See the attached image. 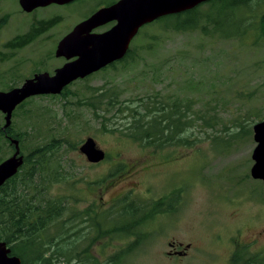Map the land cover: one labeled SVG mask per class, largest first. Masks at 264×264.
Masks as SVG:
<instances>
[{"label": "rangeland", "instance_id": "374dc122", "mask_svg": "<svg viewBox=\"0 0 264 264\" xmlns=\"http://www.w3.org/2000/svg\"><path fill=\"white\" fill-rule=\"evenodd\" d=\"M97 2L78 0L26 11L20 0H0V90L20 86L35 73L53 74L64 62L56 56L59 41ZM207 7L202 4L201 13ZM206 13L213 19L224 17L228 32L246 26L248 33L223 37ZM206 13L196 16V27L190 30L165 29L161 21L148 25L137 37L133 62L75 80L69 95L30 97L13 115L14 128L29 131L24 153L66 138L51 155V164L67 181L57 183L49 196L65 198L69 207L49 230L75 229L74 236L81 237L77 255L85 256L86 264H230L241 246L249 254H264V181L251 176L257 146L253 126L264 119V0H252L227 16L216 7ZM55 16L57 23L25 46L6 45ZM156 92L160 99L179 98L189 108L193 123L184 133L187 145L146 148L104 130V123L111 124L107 117L121 103L125 108ZM110 96L112 107L106 104ZM91 100L113 109L98 116L88 105ZM241 123L246 131L228 140L241 131ZM4 124L0 112V127ZM89 136L106 152L100 162H90L79 149ZM3 149L4 157L13 154ZM161 199L169 213L155 215L133 234L114 229L145 217L141 207L154 209ZM131 203L141 208L136 215ZM173 242L187 253L169 254Z\"/></svg>", "mask_w": 264, "mask_h": 264}, {"label": "trees", "instance_id": "16d2710c", "mask_svg": "<svg viewBox=\"0 0 264 264\" xmlns=\"http://www.w3.org/2000/svg\"><path fill=\"white\" fill-rule=\"evenodd\" d=\"M252 0H210L206 3L209 7L202 12L201 6L205 2L179 13L171 14L165 19L172 20V28L176 31L194 29L197 24L196 16L201 14L203 16L208 10L218 8V13L227 16L230 11L237 8L249 6ZM236 8V9H235ZM210 18V14L206 13ZM223 19L224 21H221ZM210 20L214 23L216 32L223 37L231 36H245L248 33L247 27L239 28L235 31L228 32L223 29L227 20L224 17L220 19ZM58 20H46L38 23L33 29L24 35H19L6 45L11 49L23 47L30 43L38 34L44 30L49 29L57 23ZM206 31V30H204ZM264 35V31H263ZM125 62L127 60H124ZM128 64H123L125 67ZM113 67V66H112ZM69 86L58 95L50 96H66L71 92ZM13 85L9 87L12 88ZM45 96V95H40ZM102 98L105 92L101 94ZM100 96V97H101ZM160 92L150 93L142 97L135 98L130 105L123 108V103L116 109L111 117H107V121L111 122L110 127L104 123V130L107 132H118L133 141L141 143L146 148H166L167 146L187 145L188 136L184 133L188 128H191L193 119L189 117V108H183L180 104L179 98L160 99ZM29 98L22 102L13 112L15 116L17 111L23 109ZM118 101V100H117ZM113 98L110 96L107 103L101 101V104H96L94 101H88V105H92L96 115L104 116L105 113L111 112L113 108H106L107 105L113 106ZM104 104V108L102 106ZM132 105V106H131ZM191 110V108H190ZM261 118V116H254ZM116 118V120H113ZM14 123L4 130L0 127V135L2 142L0 143V162L4 157L5 150L3 147H8L11 151H15L14 144L11 143L10 138L19 140L20 148L23 147V142L26 134L25 131H18L14 128ZM241 131L229 135L228 140L237 136L239 133L246 131L245 124L241 123ZM250 130L248 129V132ZM66 141V138H54L50 142L43 145H37L26 153L22 148L21 154L24 156V162L19 168V171L7 180L0 187V240L7 243L11 249V254L17 255L21 259V264H86L85 256L77 255L76 243L78 239L74 236L75 229L63 228L54 231L49 229L59 219H64L65 212L68 209L69 201L65 198L50 197L51 188L55 187L57 183L65 182L67 179L63 173L54 164H51L52 154L57 153ZM192 145V143H190ZM69 147L75 149L77 144H69ZM48 155V156H46ZM67 181V180H66ZM69 182V181H68ZM163 199L156 201L154 209L141 207L146 211L142 214L143 218L134 220L132 223H126L120 229L125 230L124 234H133L132 230L136 226H142L146 221L152 220L155 215L160 213H169L167 207H162ZM140 207L133 205L131 212L136 215ZM140 208V211H141ZM148 211V212H147ZM145 219V221H143ZM143 221V223H142ZM140 222V224H139ZM73 227V226H71ZM136 233V232H135ZM247 246L238 247L232 254L230 264H264V254H249ZM94 260L95 257L91 256ZM86 260V261H85ZM95 264H97L95 260Z\"/></svg>", "mask_w": 264, "mask_h": 264}, {"label": "water", "instance_id": "95a60500", "mask_svg": "<svg viewBox=\"0 0 264 264\" xmlns=\"http://www.w3.org/2000/svg\"><path fill=\"white\" fill-rule=\"evenodd\" d=\"M70 1L72 0H20V4L24 10L32 11L52 3L65 4ZM207 1L210 0H120L110 7L101 8L78 23L57 46V57L70 58L77 55V59L56 68L53 74L48 71L35 73L20 86L0 90V112L5 115L3 129L12 125L13 112L26 99L38 95L60 94L75 80L85 78L122 57L128 46L126 39L142 24L160 16L189 10ZM113 18H117L118 23L110 31L89 34L94 27ZM253 130L257 146L252 154L254 164L251 176L264 181V119L256 122ZM11 143L15 147L14 153L0 162V187L19 171L24 162L19 140L11 138ZM79 149L93 163L102 161L106 156V152L98 147L92 136L87 137ZM10 253L7 243L0 240V264H21L20 257L10 256Z\"/></svg>", "mask_w": 264, "mask_h": 264}, {"label": "flooded vegetation", "instance_id": "af4514ba", "mask_svg": "<svg viewBox=\"0 0 264 264\" xmlns=\"http://www.w3.org/2000/svg\"><path fill=\"white\" fill-rule=\"evenodd\" d=\"M76 1H78V0H72V1H70V2H68V3H65V4H58V3H52V4H50V5H58V6H64V5H66V6H68V5H70L71 3H74V2H76ZM120 0H98V2H97V5H95L96 7L93 9V10H91L90 12H89V14H87L86 16H84V17H82V19H80V21L78 22V23H80L81 21H83V20H85V19H87V18H89L91 15H93L95 12H97L98 10H100L101 8H104V7H110V6H112V5H114V4H116L117 2H119ZM50 5H47V6H50ZM44 7V6H43ZM38 8H41V7H38ZM37 9V8H36ZM169 15H171V14H167V15H164V16H160V17H158V18H156V19H154V20H152V21H149V22H146V23H144V24H142L139 28H138V30L129 38H127L126 39V45L128 44V46H127V50H126V52L124 53V55L122 56V57H120V58H117V59H115V60H113L111 63H109V64H107L105 67H103V68H101L100 70H98V71H102V70H105V69H109V68H114V67H117L118 65H122L123 66V64H129V63H131V62H133L134 61V59H135V55H136V49H137V47H136V40H137V37L141 34V31H142V29H144L145 27H147L148 25H151L152 23H154V22H158V21H161V23H165L164 25H163V28H169L168 26H172V24L170 25L168 22L170 21V20H166L165 19V17H167V16H169ZM59 17L58 16H55V17H53V18H50L49 20H57ZM46 21V20H45ZM172 21V20H171ZM41 22H44V21H41ZM78 23H76L75 25H74V27L67 33V34H69L74 28H75V26L78 24ZM118 23V19L117 18H113V19H110V20H108V21H105L104 23H102L101 25H99V26H97V27H94L90 32H89V34H101V33H105V32H108V31H110L114 26H116V24ZM165 26V27H164ZM66 34V35H67ZM65 35V36H66ZM64 36V37H65ZM60 42V41H59ZM59 44V43H58ZM59 58H62L63 60H64V62H63V64L62 65H64L66 62H68V61H73V60H75V59H77L78 58V56L77 55H74V56H72V57H70V58H67L66 56H60ZM124 60H127L126 62L124 61ZM61 65V66H62ZM113 66V67H112ZM98 71H96V72H98ZM96 72H94V73H96ZM94 73H92V74H94ZM91 74V75H92ZM91 75H89V76H91ZM89 76H87V77H89ZM86 77V78H87ZM80 79H82V78H80ZM11 139V138H10ZM132 204V206H133V203H131ZM130 204V205H131ZM147 208V207H146ZM149 209H152V207H149ZM139 212H140V208H139ZM148 212V211H147ZM146 213H144V215H145ZM130 223H132V221L130 222ZM133 224V223H132ZM139 226V225H138ZM137 227V226H136ZM119 228L120 227H118V226H115L114 227V229H116V230H119ZM135 229V228H134ZM133 228H132V230H134ZM170 245H171V251L169 252V254H185V253H187V249L185 248V247H182L181 246V244H179L180 245V247H178V245L176 244V243H170ZM182 249H184V250H182ZM181 252V253H180ZM10 256L11 255H14V254H9Z\"/></svg>", "mask_w": 264, "mask_h": 264}]
</instances>
